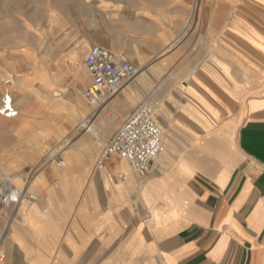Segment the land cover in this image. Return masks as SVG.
Segmentation results:
<instances>
[{
	"label": "crops",
	"instance_id": "1",
	"mask_svg": "<svg viewBox=\"0 0 264 264\" xmlns=\"http://www.w3.org/2000/svg\"><path fill=\"white\" fill-rule=\"evenodd\" d=\"M90 5L115 27L69 43L54 71L8 82L19 112L0 115V175L22 188L41 167L29 184L37 199L0 208V264H264V0ZM94 44L145 70L102 108L84 96L87 54L81 79L71 62ZM155 94L164 152L150 174L118 155L99 169L106 138ZM92 117L96 130L84 125ZM60 143L74 146L56 153ZM58 154L65 165L47 156Z\"/></svg>",
	"mask_w": 264,
	"mask_h": 264
},
{
	"label": "rangeland",
	"instance_id": "2",
	"mask_svg": "<svg viewBox=\"0 0 264 264\" xmlns=\"http://www.w3.org/2000/svg\"><path fill=\"white\" fill-rule=\"evenodd\" d=\"M145 2L156 6L160 0H137V8H144ZM86 3L87 0H0V92H11L13 90L10 87L11 83L16 85L17 79L24 72H32L36 66L47 73L54 71L58 57L70 49L69 43L72 44L75 40L84 37L88 30L98 25L106 31L108 28L115 27L113 21L108 22L103 14H98L93 6H86ZM144 26V23L138 20V45L143 47L145 43ZM159 35V24H153L152 51L154 53L159 50ZM86 54L87 48L81 53L80 45L72 49V67L80 78V70L84 75L87 73L82 65ZM23 56L28 57L31 62L29 65H24ZM61 61H63V56ZM155 61L154 59L153 65ZM138 68L141 72H145L140 66ZM89 78V84L84 89L90 85V74ZM9 81L12 82L8 84ZM153 99L160 100V97L155 94ZM159 108L160 105L156 108L158 112ZM107 115L110 116L109 113ZM96 117H92L87 122L94 130L97 129L94 125ZM85 130L82 128L80 133H84ZM108 139L106 138L103 147ZM66 144H58L56 153L64 152ZM73 146L67 144V148ZM16 178V175L3 172L0 175V182ZM22 178L25 179V175ZM6 182L16 186L11 180Z\"/></svg>",
	"mask_w": 264,
	"mask_h": 264
},
{
	"label": "built area",
	"instance_id": "3",
	"mask_svg": "<svg viewBox=\"0 0 264 264\" xmlns=\"http://www.w3.org/2000/svg\"><path fill=\"white\" fill-rule=\"evenodd\" d=\"M86 65L92 82L84 91V96L92 106L102 108L119 93L123 85L134 81L138 75V68L130 62H118L114 55L106 48L94 44L86 56ZM158 100L144 102L121 127L110 137L101 150L97 167L102 169L113 155L127 160L134 173L145 177L152 171L154 162L164 152V132L155 119V109ZM14 98L9 92H0V115L12 118L18 115ZM48 155L50 160H56L63 165V160ZM41 166L30 169L25 175V184L17 188L8 182L0 183V208H13L14 211L29 199L35 201L37 196L29 190V184L37 175ZM126 179L123 173L118 175ZM5 179L3 181H7Z\"/></svg>",
	"mask_w": 264,
	"mask_h": 264
},
{
	"label": "bare ground",
	"instance_id": "4",
	"mask_svg": "<svg viewBox=\"0 0 264 264\" xmlns=\"http://www.w3.org/2000/svg\"><path fill=\"white\" fill-rule=\"evenodd\" d=\"M102 45H104L105 46V44L102 42ZM135 65V64H134ZM136 66V65H135ZM137 67V66H136ZM138 68V67H137ZM138 70H139V75H140V73H141V70L138 68ZM138 75V76H139ZM81 79V78H80ZM137 79V78H136ZM135 79V80H136ZM134 80V81H135ZM134 81H132V82H130V83H127V84H125V85H129V84H131V83H133ZM9 82H12V81H9ZM15 82V81H14ZM125 85H123V86H125ZM53 95H54V97L56 98V99H60L61 97H62V93L59 91V90H57V91H55L54 93H53ZM146 102H152V101H146ZM160 105V102H159V100H158V105L156 106V108L158 107ZM94 107V106H93ZM96 115H99V113H97ZM109 117V116H108ZM87 128H90V129H92L90 126V124L88 125L86 122H85V124H84ZM93 126V125H92ZM100 154V153H99ZM99 157V156H98ZM97 160H98V158H97ZM63 165H65V161H63ZM62 165V166H63ZM3 182H6V181H2V182H0V183H3ZM9 182V181H8ZM10 184V183H9ZM12 185V184H11ZM16 187V186H15ZM17 188H19V187H17Z\"/></svg>",
	"mask_w": 264,
	"mask_h": 264
}]
</instances>
